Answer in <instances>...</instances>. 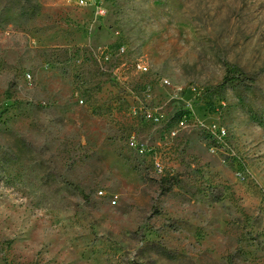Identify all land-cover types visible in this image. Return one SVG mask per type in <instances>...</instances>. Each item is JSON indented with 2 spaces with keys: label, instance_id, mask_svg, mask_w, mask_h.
I'll list each match as a JSON object with an SVG mask.
<instances>
[{
  "label": "rangeland",
  "instance_id": "1",
  "mask_svg": "<svg viewBox=\"0 0 264 264\" xmlns=\"http://www.w3.org/2000/svg\"><path fill=\"white\" fill-rule=\"evenodd\" d=\"M80 1L0 0V264H264V0Z\"/></svg>",
  "mask_w": 264,
  "mask_h": 264
},
{
  "label": "built area",
  "instance_id": "2",
  "mask_svg": "<svg viewBox=\"0 0 264 264\" xmlns=\"http://www.w3.org/2000/svg\"><path fill=\"white\" fill-rule=\"evenodd\" d=\"M68 1L69 2H72L73 0H68ZM77 4L80 5V6H82V5H86L87 3H82L81 4V1H80V3H77ZM147 118H153V115H151V114L148 113ZM183 124H184L183 122L180 123V125H183ZM129 146H131V148H133V147L134 148H138V146H136L134 140L129 143ZM140 152H142V150H140Z\"/></svg>",
  "mask_w": 264,
  "mask_h": 264
},
{
  "label": "bare ground",
  "instance_id": "3",
  "mask_svg": "<svg viewBox=\"0 0 264 264\" xmlns=\"http://www.w3.org/2000/svg\"><path fill=\"white\" fill-rule=\"evenodd\" d=\"M82 3H84V1H83V0L81 1V4H82Z\"/></svg>",
  "mask_w": 264,
  "mask_h": 264
}]
</instances>
